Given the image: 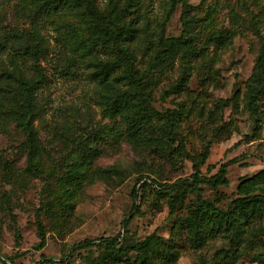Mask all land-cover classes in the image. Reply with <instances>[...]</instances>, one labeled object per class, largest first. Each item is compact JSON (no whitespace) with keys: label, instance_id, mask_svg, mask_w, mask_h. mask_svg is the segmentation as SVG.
<instances>
[{"label":"rangeland","instance_id":"374dc122","mask_svg":"<svg viewBox=\"0 0 264 264\" xmlns=\"http://www.w3.org/2000/svg\"><path fill=\"white\" fill-rule=\"evenodd\" d=\"M43 1L0 0V37L34 31L47 48L38 61L45 74L38 93L44 110L34 122L39 169L29 165L20 122L9 112L0 119V264H135L134 253L109 254L97 244L120 231L140 176L156 184L143 193V203L135 201L141 215L130 220L129 233L120 231L121 243L131 240L132 232L140 240L153 235L159 247L175 251L170 264H231L225 251L233 236L216 226L209 232L210 225L201 223L204 241L196 246L187 218L201 212L197 188L204 200L226 210L239 196L238 183L263 167L264 98L250 110L246 81L260 47L256 33L264 35V0H188L196 38L175 45L160 66L153 63L157 46L182 30L179 0H119L127 3L122 22L131 32L119 43L134 54L142 90L163 115H151L139 131L124 122V109H108L123 88L116 80L120 68L99 74L106 57L91 47L89 17L51 9L36 21L33 15ZM93 1L100 13L113 16L109 0ZM63 29L77 33L69 60L57 54L56 36ZM9 68L0 54V83ZM168 126L186 152L209 147L201 175H213L221 164L237 159L226 168L230 184L194 187L191 162L163 137ZM80 160L74 183L64 182ZM169 184H175L172 191L162 187ZM38 222L46 244L37 250ZM259 224L264 226V219ZM85 239L94 242L77 245ZM242 248L243 243L238 251ZM151 261L165 260L155 254ZM235 264H264V237L252 241Z\"/></svg>","mask_w":264,"mask_h":264},{"label":"trees","instance_id":"16d2710c","mask_svg":"<svg viewBox=\"0 0 264 264\" xmlns=\"http://www.w3.org/2000/svg\"><path fill=\"white\" fill-rule=\"evenodd\" d=\"M109 1L114 6V14L110 18L97 10L93 0H44L33 16L36 21L41 20L53 9L56 11H69V13L75 11L84 13L89 17L92 22L91 31L89 32L91 47L95 50L99 47L106 57L101 64L99 74L107 75L109 71L120 68L116 80L122 82L123 88L110 100L108 109L110 111L124 109V122L129 125L131 130L139 131L149 121L151 115L158 118L163 115L151 106L146 98V93L142 90L144 87L142 78L138 76L134 68V54L127 46H121L119 43L131 35L130 28H125L122 22L127 3L120 4L119 0ZM179 2L181 33L179 36L168 37L163 44L157 46L153 58V63L157 66L162 65L166 57L173 54L175 45L188 43L196 38L195 34H192L196 18L191 14V5L188 0H179ZM76 35L75 30L71 29H63L57 33L56 41L59 44L57 54L60 59L69 60L67 51L75 47ZM256 36L260 47L253 62L250 76L246 81L250 110L254 109L258 101L264 98V35L257 32ZM46 51L47 48L43 45L39 34H34V31L33 33L30 31L20 34L9 32L0 37V54L6 55L10 66L9 70L5 72L6 79H3L0 83V119L1 116L8 115L7 112H9L20 122L26 136L27 160L29 165L36 170L39 168L35 160L37 138L34 122L40 118L44 110L38 93L42 90L45 82V74L42 72V67L38 64V61L45 55ZM170 113L173 119L177 117L175 110H171ZM163 137L171 143H176V151L191 162L192 172L189 178L194 187L197 188L199 185H203L216 189L219 186L230 184L226 177V168L236 163L237 159L221 164L213 175H201L200 167L206 164L209 147H204L201 152L196 154L186 152L182 141L170 134V126L164 129ZM245 139L249 140L248 136H245ZM262 163L263 167L259 171L250 177L243 178L238 183L236 189L239 196L230 201V205L226 210L218 209L210 201L204 200L200 196L201 189L197 188L196 200L201 212L196 211L197 216L194 214L187 218V226L192 232V239L196 246H200L204 241V228H201V223L210 225L209 232L213 229L211 226H216L218 231L224 229L233 236L230 239V248L225 251V254L229 258V262L235 264L246 253L252 241L258 237L259 239L264 237V226L259 224L264 219V159H262ZM81 166L82 160L74 162L72 164L74 168L67 170L64 182L74 183L78 176V168ZM211 167L213 166L208 165L207 170L210 171ZM152 184H156L154 180L146 176H140L137 184L133 186L130 196L134 206L120 222V231H123L124 234L129 233L128 224L130 220L135 215H141L135 201L139 200L143 203L142 195ZM174 185L169 184L162 187L172 191ZM37 229L39 241L35 248L38 250L45 246L46 234L45 228L40 222L37 224ZM120 231L114 236L100 238L97 244L98 248L114 255L134 253L135 264H152L151 259L155 254L164 258L163 264L173 262L175 251L159 247L153 235L140 240L138 234L132 232L131 240L121 243L123 238ZM246 234H249L250 237L245 238ZM93 242L94 240L85 239L77 245H90ZM241 243H243V248L238 251ZM41 257L44 258V256ZM45 261L50 262L52 260ZM41 262L42 260H39L36 264Z\"/></svg>","mask_w":264,"mask_h":264}]
</instances>
